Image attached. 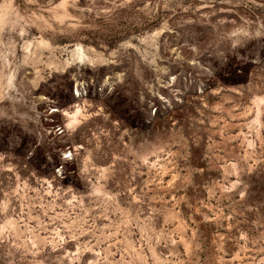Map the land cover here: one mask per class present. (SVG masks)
<instances>
[{
	"label": "rangeland",
	"instance_id": "374dc122",
	"mask_svg": "<svg viewBox=\"0 0 264 264\" xmlns=\"http://www.w3.org/2000/svg\"><path fill=\"white\" fill-rule=\"evenodd\" d=\"M0 264H264V0H0Z\"/></svg>",
	"mask_w": 264,
	"mask_h": 264
},
{
	"label": "built area",
	"instance_id": "2783aa9c",
	"mask_svg": "<svg viewBox=\"0 0 264 264\" xmlns=\"http://www.w3.org/2000/svg\"><path fill=\"white\" fill-rule=\"evenodd\" d=\"M86 94L84 84L79 83L75 86L73 90V95L76 99L82 98ZM57 109H52L51 106L47 109V117L49 118V122L51 123L50 125V134H52L54 137H61L64 136L65 134V129L62 125H59L57 123H54L53 120L51 119V115L56 113ZM72 149L70 147L65 148V153L62 155L63 160H71L72 158Z\"/></svg>",
	"mask_w": 264,
	"mask_h": 264
},
{
	"label": "bare ground",
	"instance_id": "6f19581e",
	"mask_svg": "<svg viewBox=\"0 0 264 264\" xmlns=\"http://www.w3.org/2000/svg\"><path fill=\"white\" fill-rule=\"evenodd\" d=\"M79 57V56H78ZM80 57H81V55H80ZM74 109V108H73ZM65 113V112H64ZM65 115L67 116V118H68V125L69 126H73L75 123H76V121H77V116L78 115H80V111H79V109H75V110H71V112H66L65 113ZM82 115V114H81ZM67 125V126H68ZM70 128H72V127H70Z\"/></svg>",
	"mask_w": 264,
	"mask_h": 264
}]
</instances>
